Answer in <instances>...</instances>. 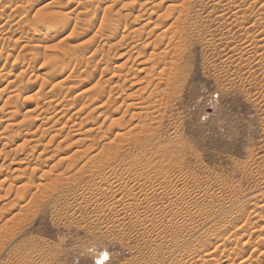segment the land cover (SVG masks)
<instances>
[{
    "label": "rangeland",
    "instance_id": "obj_1",
    "mask_svg": "<svg viewBox=\"0 0 264 264\" xmlns=\"http://www.w3.org/2000/svg\"><path fill=\"white\" fill-rule=\"evenodd\" d=\"M144 1L0 0V167L8 166L2 168L0 175V264H264V42L254 44L256 36L263 39L260 34L264 32V0H227L222 3L226 4L225 9L214 7L218 0L191 1L192 14L199 19H192L178 52L173 50L169 28L176 16L165 12L174 0L160 3L148 12L144 11L150 4L144 9L140 6ZM229 6L242 8L229 10ZM97 14L99 19L89 26V19ZM162 14H168L169 20ZM141 15L143 23L147 17L154 21L161 16L166 21L142 28L136 19ZM62 17L64 22L60 21ZM118 17L123 22L119 35L111 28L113 31L106 30L110 20ZM48 19L55 24L48 25ZM141 28L142 37L125 34ZM168 30L171 32L166 36ZM110 32L117 36L106 37ZM157 43L160 53L165 48L167 59L164 51L161 59L150 56L152 45ZM146 45L148 48L144 49ZM138 46L145 56L139 53ZM57 65H61L58 71L62 75H56ZM158 78L164 81L161 86ZM99 86L106 92L105 97L116 104L110 102L101 110L93 106L96 111L88 101L80 99L82 93L94 94ZM80 93L79 99L73 101ZM45 95H59L57 102L64 98L63 103L69 99L75 105L67 106L71 112L61 121L55 120L58 117H53V109L50 114L33 111L48 101ZM80 104L91 108L70 119ZM132 104L130 110L126 108ZM13 111L14 116L7 115ZM39 111L41 116H37ZM116 118L120 121L112 122ZM7 120L13 121L16 132L6 128ZM19 133H29V137L26 134L18 138ZM116 134L122 135L116 138L118 146H123L119 157L98 155L102 146L116 140ZM33 136L38 140L41 136L43 143H36L37 139L24 141ZM95 155L98 157L92 160ZM27 156L30 160L25 162ZM84 163L91 167L93 163L102 165L101 173L91 167L79 171ZM133 164L139 169L146 165L145 170L155 167L159 175L150 174L155 183L168 177L164 187L168 186L169 192L164 189L157 194L147 189L154 204L153 224L142 220L147 213L140 207L147 203L131 200L129 188H124L129 180L125 170ZM77 169L73 183L70 180L51 185L54 183L47 179L51 174L67 177ZM44 172L49 175L40 180ZM100 175L118 176V198L103 190L107 188L96 190L90 184ZM47 181L54 188L50 189ZM40 182L50 188L38 190ZM24 187L28 190L26 200L11 204ZM95 192L97 197H105H101L100 204L92 194ZM25 204L26 209L20 210ZM220 209L225 213L229 210L221 218L224 223L220 225L224 224L221 226L225 229H205L208 234L198 238L200 225ZM173 213L177 217H172Z\"/></svg>",
    "mask_w": 264,
    "mask_h": 264
},
{
    "label": "bare ground",
    "instance_id": "obj_2",
    "mask_svg": "<svg viewBox=\"0 0 264 264\" xmlns=\"http://www.w3.org/2000/svg\"><path fill=\"white\" fill-rule=\"evenodd\" d=\"M12 1V0H11ZM136 1V0H135ZM137 1H141V0H137ZM158 1H160L159 3H156V2H158ZM191 1H193V0H174L173 2L171 1V0H153V1H151V0H145L144 1V3L143 4H140V6L144 9V6L145 5H147V4H150V6L151 7H149V9H147V8H145L146 9V11H144V12H148L147 10H150V8H152V9H156L157 8V6L160 4V3H164V2H172L171 3V5H168V6H166V10L167 11H165V12H167V13H169V12H172L173 13V15H171L170 14V16H176V18L174 19V21H173V23H172V25H170L171 27H169V28H171L172 29V38H171V40H170V42H172V43H174L172 46H174V48H173V50L174 51H176V52H178V51H180L181 49H180V42H182L183 40H184V36L187 34V31H188V29H189V27H191V24H193L191 21H193L192 19L195 17V18H197V19H199V16L198 15H193L192 14V11H193V3H191ZM223 1H227V0H218V2H216V4H215V8H226V4L225 5H223L222 3H224ZM241 1V0H240ZM13 3V2H12ZM132 3V2H131ZM243 3V2H242ZM133 4V3H132ZM161 5V4H160ZM233 5V4H232ZM241 5V4H240ZM253 5V4H252ZM254 5H255V3H254ZM107 6V5H106ZM127 6V5H126ZM264 6V5H263ZM113 7V6H112ZM111 7V8H112ZM213 7V8H214ZM252 7V6H251ZM254 7V6H253ZM252 7V8H253ZM262 7V6H261ZM1 8V7H0ZM140 8V7H139ZM242 7L241 6H236V7H232V9L233 10H237V9H241ZM152 9H151V11H152ZM228 9V8H227ZM231 9V7L229 6V10ZM231 9V10H232ZM4 11H6V9H3ZM219 10H221L222 12H223V9H219ZM15 11V10H14ZM23 11V10H22ZM162 11H163V9H162ZM213 11V10H212ZM228 11V10H227ZM7 12V11H6ZM17 12H19L18 10H17ZM21 12V11H20ZM154 12V11H153ZM152 12V13H153ZM246 12H248V11H246ZM260 12H261V10H260ZM15 13H16V11H15ZM105 13V12H104ZM163 13V12H162ZM0 14H2L1 12H0ZM14 14V13H13ZM62 14H63V12H62ZM61 14V15H62ZM142 14H144V13H142ZM224 14H226V10H225V13ZM99 14H97V15H93V16H91V18L89 19V21H90V25L89 26H91V25H93V23H95L98 19H99V16H98ZM140 15V14H139ZM151 15V14H150ZM155 15V14H154ZM162 15H164V14H162ZM168 15V14H167ZM167 15L165 16V18L167 17ZM223 15V14H222ZM64 16H66V15H64ZM105 16V15H104ZM144 15H141L140 17H136V19H137V21L138 22H141V19H143L144 17H143ZM148 16V15H147ZM61 17V16H60ZM103 17V16H102ZM111 17V16H110ZM260 17V16H259ZM10 18V17H9ZM63 18V17H62ZM60 19V21H63L64 22V20H65V18H63V19ZM122 17H118V19H115V18H112V20H110V22H109V26H108V28H106V26H105V24H104V26H105V28H106V30L107 29H109V28H111V29H113V30H115V31H113V30H110L109 29V31H113V32H117L118 34L117 35H119L120 33H119V31H120V27H121V25H122V23H121V21H122V19H121ZM102 19V18H101ZM135 19V20H136ZM145 19H148L147 21L145 20ZM144 19V23L143 22H141V24H142V28H144V27H146V26H148L149 27V25L150 24H152V23H156V22H164V20L166 21V19H164L163 20V17H161V16H159V17H157V19L156 20H154L153 21V19L152 18H145ZM49 20V22H47L48 23V25H51V26H53V24H55L51 19H48ZM107 20V19H106ZM106 20H103L102 19V21H106ZM167 20H169V18L167 19ZM263 20V19H262ZM36 21V20H35ZM109 21V20H108ZM18 22V21H17ZM21 22V21H20ZM31 22V21H30ZM63 22H61V23H63ZM198 22V21H197ZM196 23V22H195ZM202 23V22H201ZM5 24V23H4ZM23 24V23H22ZM25 24V23H24ZM107 24V23H106ZM135 24H137V23H135ZM160 24H162V23H160ZM19 25V24H18ZM26 25V24H25ZM39 25V24H38ZM37 25V26H38ZM58 25V24H57ZM62 25V24H61ZM60 25V26H61ZM126 25V24H125ZM159 25V24H158ZM156 26H157V24H156ZM156 26L153 28V29H155L156 28ZM195 26V25H194ZM200 26V25H199ZM2 27V26H1ZM5 27H7V26H5ZM20 27V26H19ZM32 27H33V25H32ZM103 27V26H102ZM101 27V28H102ZM139 27V26H138ZM104 28V27H103ZM102 28V29H103ZM126 28V27H125ZM129 27L127 26V29H128ZM133 29L134 31H132V30H127V32L125 33V31H124V33L125 34H127V35H137L138 37H142V35L141 34H143V29ZM158 28V27H157ZM195 28H197V27H195ZM199 28V27H198ZM197 28V29H198ZM2 29V28H1ZM19 29V28H18ZM33 29V28H32ZM39 29V28H38ZM168 29V28H167ZM35 30V29H34ZM104 30V29H103ZM105 30V31H106ZM126 30V29H125ZM19 31V30H18ZM102 31V30H101ZM150 31V30H149ZM170 30H168V32H169ZM258 31V30H257ZM88 32V31H87ZM123 32V31H122ZM164 32V31H163ZM171 32V31H170ZM170 32L169 33H167L166 34V36L168 35V34H170ZM14 33V32H13ZM101 33V32H100ZM108 33V32H107ZM150 34V33H149ZM153 34V33H152ZM16 35V34H15ZM109 36H106V37H109V38H115L117 35H115L114 33H109L108 34ZM127 35H125L124 37H126ZM162 35H164V34H162ZM136 36V37H137ZM260 36H262V38L263 39H259V36H256V38L254 39L255 40V42H254V44H262L263 42H264V32L262 33V34H260ZM133 37V36H132ZM137 37V38H138ZM160 37H161V39H164V37H162L161 35H160ZM155 38H157V36H155ZM261 38V37H260ZM135 39V38H134ZM133 39V40H134ZM159 39V38H158ZM161 39H159V41L161 40ZM165 39H166V37H165ZM19 40V39H18ZM123 39H121V41H122ZM142 40V39H141ZM156 39H153L152 41L154 42ZM175 40L176 41H179V43H176L175 42ZM119 41V40H118ZM128 41V40H127ZM137 42V41H136ZM143 42H145V41H143ZM153 42H150V43H153ZM155 42H157V41H155ZM163 41L161 40V43H162ZM26 43V42H25ZM30 43V42H29ZM119 43V42H118ZM147 44L148 46H150L151 47V44ZM247 43V42H246ZM159 43H157V44H155V46L154 45H152L153 46V52L151 53V57H153V58H159V59H161L162 58V52L164 51L165 52V58L167 59V55H168V53H166V51L163 49V51L160 53L159 51H158V49L161 47L160 45H158ZM249 44V43H248ZM264 44V43H263ZM27 45V44H26ZM82 45V44H81ZM127 45V44H126ZM147 45L144 47L143 46V48L144 49H146V47H147ZM158 45V46H157ZM246 45V44H245ZM112 46V45H111ZM121 46V45H120ZM128 46V45H127ZM247 46V45H246ZM80 47V46H79ZM123 47V46H122ZM122 47H120V49L122 48ZM139 47V46H138ZM77 48V47H76ZM133 48V47H132ZM134 48H136V47H134ZM140 48V47H139ZM148 48V47H147ZM180 49V50H177V49ZM249 48V47H248ZM120 49H117V50H120ZM131 49V48H130ZM137 49V48H136ZM141 49L142 48H140V50H139V53L141 52ZM132 50H134V49H132ZM160 50V49H159ZM245 50V49H244ZM35 51V50H34ZM76 52H77V50H76ZM83 52V51H82ZM128 52V51H127ZM138 52V51H137ZM171 52V51H170ZM176 52H173V54L174 53H176ZM129 53V52H128ZM9 54V53H8ZM34 54V53H33ZM78 54V53H77ZM140 54H142V55H146V54H143L142 52L140 53ZM139 54V55H140ZM182 54V53H181ZM81 55V54H80ZM125 55H127V53L125 52ZM132 55V54H131ZM122 56H124V55H122ZM141 56V55H140ZM149 56V57H150ZM91 57V56H90ZM129 57V56H128ZM139 58V57H138ZM164 58V59H165ZM171 58V57H170ZM165 59V60H166ZM151 60H153L152 58H150V61ZM172 60V59H171ZM181 60V59H180ZM149 61V62H150ZM156 61V60H155ZM162 61V60H161ZM106 62V61H105ZM145 62V61H144ZM144 62H142V63H144ZM56 63V62H55ZM154 63V62H153ZM155 63H157V65H158V62H155ZM168 63V62H167ZM105 64H107V63H105ZM127 65V64H126ZM142 66L141 67H143L144 66V64H141ZM146 65H150V64H146ZM156 65V64H155ZM156 65V66H157ZM153 66V65H152ZM155 66V67H156ZM159 66V65H158ZM165 66H166V64H165ZM61 67V65H57L56 66V68H55V73H56V75H57V72H60V71H58L59 69H61L60 68ZM65 67V66H64ZM63 67V68H64ZM107 67V66H106ZM121 67V66H120ZM149 67V66H148ZM119 68V67H118ZM166 68V67H165ZM148 69V68H147ZM64 70V69H63ZM62 70V71H63ZM143 69H141V71H142ZM154 70V69H153ZM165 70V69H164ZM163 70V71H164ZM166 70H168V69H166ZM140 71V72H141ZM155 71V70H154ZM24 72V71H23ZM143 72V71H142ZM144 72H145V69H144ZM152 72V71H151ZM61 73V75L63 74V72H60ZM60 73H58V75H60ZM160 73H162V72H160ZM148 74V73H147ZM71 77V76H70ZM69 77V78H70ZM56 78V77H55ZM120 78V77H119ZM145 78V77H144ZM143 78V79H144ZM162 78V77H161ZM160 78V79H161ZM166 78H168V77H166ZM147 79V78H146ZM159 79V78H158ZM159 79V80H160ZM64 80V79H63ZM67 80H69V79H67ZM155 80H157V79H155ZM154 80V81H155ZM159 80H158V83L157 84H159V86H161L160 84H161V81H163V79H161L160 80V82H159ZM171 80V79H170ZM140 81V80H139ZM154 81H152V83L154 82ZM166 81V80H165ZM64 83H65V81H63ZM141 82V81H140ZM164 82V81H163ZM163 82H162V84H163ZM169 82V81H168ZM61 83H62V81H61ZM63 84V83H62ZM68 84V83H67ZM141 84V83H140ZM147 84V83H146ZM157 84H155V85H157ZM57 85V84H56ZM79 85V84H78ZM100 85V84H99ZM135 85H137L136 83H135ZM148 85V84H147ZM151 85H153V84H151ZM61 86V85H60ZM101 86V85H100ZM100 86H99V89L98 90H95L94 89V91H93V93L94 94H88L87 92H85V93H87V95L84 93H82V95H81V93L80 94H78L77 96H75V98L73 97L72 99H74L73 101H75L76 102V100L77 99H79V98H77L78 96H80L81 95V97H83V98H81L80 99V101L81 100H86V101H88L89 103H90V105L89 106H91L92 105V107L93 106H96L95 108L96 109H98V110H101L102 108H105V104H107L108 105V107H109V105H110V102H111V104H113L114 102H112L113 100H112V98L110 99V97L109 98H107V97H105V91L103 90V87H101L100 88ZM121 86H124V85H121ZM132 86V85H131ZM130 86V87H131ZM134 86V85H133ZM158 85H157V88L159 87ZM168 86V85H167ZM59 87V86H58ZM69 87V86H68ZM95 87V86H94ZM129 87V88H130ZM140 87H142V86H140ZM149 87V86H148ZM156 87V86H155ZM61 88V87H60ZM70 89H71V87H69ZM76 88V87H75ZM77 88H78V86H77ZM144 88V87H143ZM56 89V88H55ZM67 89V88H66ZM119 89V87L117 88V90ZM121 89V88H120ZM145 89H147V88H145ZM65 90V89H64ZM112 90V89H111ZM117 90H116V92H117ZM163 90V89H162ZM17 91V90H16ZM56 91V90H55ZM122 91V90H121ZM139 91V90H138ZM145 91V90H144ZM158 91V90H157ZM54 92V91H53ZM92 92V91H91ZM123 92H125V91H123ZM122 92V93H123ZM159 92V91H158ZM163 92V91H162ZM15 93V92H14ZM48 93V92H47ZM152 93V92H151ZM161 93V92H160ZM37 94H39V93H37ZM52 94V93H51ZM124 94V93H123ZM138 94V93H137ZM153 94V93H152ZM62 95V94H61ZM111 95V94H110ZM151 95V94H150ZM45 96H47V95H45ZM65 96V95H64ZM120 96V95H119ZM130 96H132V95H130ZM152 96V95H151ZM154 96V95H153ZM22 97V96H21ZM48 97V101L47 100H45V101H47L46 103H44V106H39L38 104H36V105H38L33 111L34 112H38V110H40L41 111V113L43 112V113H48L49 111V113L48 114H50L51 112L53 113V111H51V109H53L54 110V114H53V117H54V115L55 116H57L58 118L57 119H55V120H60V119H62V118H64L65 116H66V114H69L70 112H71V107L70 108H68L67 106H69V105H71L72 104V106L73 105H75V103L73 104V103H71L70 102V100L69 99H66V103H63V100H64V98L61 100V102H57L56 101V99H58V97H59V95H58V97H56V96H54V97H51V96H47ZM56 97V98H55ZM66 97V96H65ZM142 97V96H141ZM146 97H148L149 98V96H146ZM45 98V97H44ZM107 98V99H106ZM119 98V97H118ZM132 98L133 97H130V100H132ZM147 98V99H148ZM152 98V97H151ZM34 100H35V98H33ZM16 100V99H15ZM68 100V101H67ZM104 100H106V101H104ZM129 100V99H128ZM127 100V101H128ZM146 100V99H145ZM144 100V101H145ZM157 100V99H156ZM11 101V100H10ZM72 101V100H71ZM72 101V102H73ZM86 101H84V102H86ZM124 101V100H123ZM126 101V100H125ZM126 101V102H127ZM143 101V102H144ZM148 101H150V100H148ZM27 102V101H26ZM25 102V103H26ZM101 102V105H98V107H97V105L96 104H99ZM130 102V101H129ZM15 103V102H14ZM19 103H20V100H19ZM24 103V102H23ZM25 103L23 104V105H25ZM125 103V102H124ZM153 104H154V102H152ZM27 104V103H26ZM85 104H87V103H85ZM85 104H80L81 106H79V107H81L80 109L78 108V110H77V113H75L74 112V114L73 115H69V116H71L70 117V119H74V117L76 116V115H78L79 113H81V112H84V110H88V108L90 109L91 107H89V106H86ZM116 104V102L114 103V105ZM123 104V103H122ZM127 103H125V105H126ZM129 104V103H128ZM131 104V103H130ZM138 104V103H137ZM152 104V105H153ZM83 105V106H82ZM25 106H27V105H25ZM128 106V105H127ZM15 107V106H14ZM111 107V106H110ZM133 107V104H132V106H128V107H126L127 109H129L130 110V108H132ZM73 108V107H72ZM94 108V107H93ZM94 108V110H96ZM22 109V108H21ZM20 109V110H21ZM118 108H116V110H117ZM94 110H92L91 111V114H93L92 112L94 111ZM148 110V109H147ZM40 111H39V115L37 114V116H41V114H40ZM74 111V110H73ZM97 111V110H96ZM109 111V110H108ZM118 112H119V110H117ZM117 111H115L114 113H116ZM124 111V110H123ZM33 112V113H34ZM106 112V111H105ZM117 112V113H118ZM127 112L129 113V111L127 110ZM134 112V111H133ZM13 113H15V111H13V112H9V114H7V115H10V114H12L13 115ZM17 113V112H16ZM73 113V112H72ZM101 113V112H100ZM109 113H112V112H109ZM113 113V115H115ZM149 113H151V112H149ZM12 115H10V116H12ZM46 116H47V114H45ZM88 116H89V114H87ZM102 115V114H101ZM106 115V114H105ZM118 115V114H117ZM153 115V114H152ZM14 116V115H13ZM27 116V115H26ZM111 116V115H110ZM122 116V115H121ZM126 116V115H125ZM151 116V115H150ZM27 117H29V116H27ZM112 117H114V116H112ZM118 117V116H117ZM12 119L14 118V117H11ZM34 118V117H33ZM36 118H38V117H36ZM35 118V119H36ZM49 118H51L52 120H53V118L51 117V116H49ZM149 118V117H148ZM27 119V118H26ZM41 119V118H40ZM47 119V118H46ZM120 119V118H119ZM119 119H117L116 118V120L117 121H115L114 119V121H112V122H115V123H118L120 120ZM37 120V119H36ZM48 120V119H47ZM46 120V121H47ZM130 120V119H129ZM136 120V119H135ZM8 122H7V124L8 125H6V128H12V130L14 129L15 130V132H16V130L17 129H15L14 127V123H13V121H11V120H7ZM32 121V120H31ZM38 121H39V119H38ZM41 121V120H40ZM42 121H43V118H42ZM41 121V122H42ZM61 121V120H60ZM67 121V120H66ZM73 121V120H72ZM93 121V120H92ZM122 121V120H121ZM69 122H71V121H69ZM68 122V123H69ZM131 122V121H130ZM146 122V121H145ZM34 123H37V122H35V120H34ZM33 123V124H34ZM49 124V122H43V124ZM56 123H60V122H58V121H56ZM56 123H54L55 125H56ZM122 123V122H121ZM141 123V122H140ZM17 124V123H16ZM41 124V123H40ZM43 124H41V128H42V126H44ZM111 124H114V123H111ZM126 124V123H125ZM55 125L54 126H51L52 128H54L55 127ZM143 125V124H142ZM141 125V126H142ZM18 126V125H17ZM65 126L67 127V125L65 124ZM65 126H63V127H65ZM146 126V125H145ZM33 127V126H32ZM39 127V126H38ZM37 127V128H38ZM46 127V126H45ZM51 127L49 126V128L51 129ZM74 127V126H73ZM111 127V126H110ZM121 127V126H120ZM126 127V126H125ZM137 127V126H136ZM48 128V129H49ZM65 129V128H64ZM97 129V128H96ZM98 129H100V127L98 128ZM123 129V128H122ZM72 130V129H71ZM108 130H109V128H108ZM11 131V130H10ZM18 131H20V129L18 128ZM31 131V130H30ZM50 131V130H49ZM91 131V130H90ZM48 132V131H47ZM18 133V132H17ZM44 133V132H43ZM27 134V136L29 135V133H19L18 135H17V137L18 138H24V136ZM42 134V133H41ZM49 134V133H48ZM35 135V134H34ZM37 135V134H36ZM40 135V134H39ZM38 135V136H39ZM116 135H118V134H116ZM38 136H36V137H38ZM42 136V135H41ZM41 136H40V139L38 140L37 138V142L36 143H41L42 141H41ZM120 136H122L121 134H120ZM119 135L118 136H116L114 139H116L117 137H120ZM29 137V136H28ZM28 137H25V139L26 138H28ZM35 136H33L32 137V139L30 140L29 139V141H28V139H26V140H24V141H26L27 143L28 142H30L31 143V141L32 140H34V142H35V138H34ZM55 138V137H54ZM54 138H52L51 140L52 141H54ZM8 139V138H7ZM120 139V138H119ZM139 139V138H138ZM134 140V139H133ZM155 140V139H154ZM11 141V140H10ZM40 141V142H39ZM51 141V142H52ZM95 141V140H94ZM120 141V140H119ZM123 141H125V140H123ZM128 141V140H127ZM111 142V141H110ZM107 143V144H105L104 146H102V154L100 153V154H98V155H104V157L105 156H108V154L110 155V154H114L115 156H118V154H120V151H122V148H123V146L121 147H119L118 146V141H117V139L116 140H113L111 143ZM117 142V143H116ZM126 142V141H125ZM11 143V142H10ZM23 143H25V142H23ZM43 143V142H42ZM116 143V144H115ZM120 143H122V141H120ZM133 143V142H132ZM32 144H34V143H32ZM125 144V143H124ZM23 145V144H22ZM22 145H21V147H20V149H22V151L24 150V148H22ZM30 145V144H29ZM39 145V144H38ZM95 145V144H94ZM41 146V145H40ZM39 146V147H40ZM16 147H19V146H16ZM88 147H89V144H88ZM97 147V146H96ZM30 148H32V147H30ZM152 148V147H151ZM16 149H18V148H16ZM33 150L32 151H34L35 149L34 148H32ZM38 149V148H37ZM142 149V148H141ZM148 149V148H147ZM19 150V149H18ZM18 150H17V152H18ZM89 150V149H88ZM94 150V149H93ZM149 150V149H148ZM45 151V150H44ZM43 151V152H44ZM145 151V150H144ZM16 152V153H17ZM80 151H78V153H79ZM20 153V152H19ZM34 153H35V151H34ZM34 153H33V156H34ZM78 153H76L75 155H78ZM145 153V152H144ZM148 153V152H147ZM22 154V153H21ZM20 154V155H21ZM81 154V153H80ZM25 155V154H24ZM98 155H95V156H91L92 158V160H95L96 159V156L98 157ZM113 155V156H114ZM144 155V154H143ZM141 156V155H140ZM28 157L29 156H27V158L25 157L23 160L26 162V161H28V160H30V159H28ZM71 157V156H70ZM69 157V158H70ZM119 157V156H118ZM117 157V158H118ZM133 157H135V155L134 156H132V158ZM145 157L146 156H144V159H145ZM32 158V157H31ZM68 158V157H67ZM74 158V157H73ZM112 159H113V157H111ZM40 159V158H39ZM38 159V160H39ZM50 159V158H49ZM72 159V158H71ZM91 159H88L89 161H92ZM100 159V158H99ZM104 160V158L103 157H101V160ZM114 159H116V158H114ZM138 159V158H137ZM100 160V161H101ZM109 160H110V158H109ZM133 160V159H132ZM148 160V159H147ZM146 160V161H147ZM24 161H23V163H24ZM74 161V160H73ZM108 161V160H107ZM135 161V160H134ZM139 161H141V160H139ZM159 161V160H158ZM21 162V161H20ZM88 162V161H87ZM102 162V161H101ZM142 162H144V161H142ZM19 163V162H18ZM23 163H19V164H23ZM128 163V162H127ZM157 163V162H156ZM11 164H13V163H11ZM10 164V165H11ZM25 165H27V163H24ZM23 164V165H24ZM59 164H61V162L59 163ZM70 164H71V162H70ZM77 164V163H76ZM85 164H88V163H84L83 165V167H80L81 169L79 170V169H77L76 170V172L75 173H73V174H69L68 172H70L69 171V169H68V176L66 177V176H63V175H60V174H56V176H51V175H49L48 173H43V175H42V177L40 178V180L41 179H44L45 177H46V175H47V177H48V175L50 176L49 178H47L49 181H51L52 183H54V184H51V185H56V184H59V183H61V182H69L70 180H71V182H72V180H73V178L76 176V174H78L77 172H78V170L79 171H81L82 169H85V167H91V166H89V164H88V166H86ZM90 164H92V162L90 163ZM100 164V163H99ZM121 164V163H120ZM10 165H9V168H10ZM14 165V164H13ZM12 165V166H13ZM29 165V164H28ZM58 165V164H57ZM93 165H94V163H93ZM92 165V169L93 170H95L96 172H100L101 173V167H102V165L101 166H98V165H94L93 166ZM103 165H106V163L104 164L103 163ZM114 165V164H113ZM133 165H135L136 167H137V164H133ZM133 165H132V167H133ZM148 165V164H147ZM3 166V165H2ZM74 166H76L75 164H74ZM107 166H111V164L110 165H107ZM107 166H105V167H107ZM146 166V165H145ZM145 166H143V169H139L138 167L137 168H135V167H131V168H128V169H126L125 170V175L127 174L128 175V177H127V179H129L128 181L127 180H125V181H127L126 183H124V185H125V187L124 188H129V190H130V196H131V200H135V202H138V203H140L141 205L143 204V202H146L147 203V205L145 206V207H140V208H143L144 209V211H142V212H144V213H147V215H144V219H142L143 221H144V224H145V222L146 223H149V224H153L154 223V220H155V216H154V204H152L151 203V201H150V199H149V193L147 192V189L148 190H151L150 192H152L153 191V193H157L158 191H160L161 193L164 191V189H166L168 186H165L164 187V184L166 183V179L168 178V177H166V175H165V177L163 178V177H161V178H163V180L161 181V182H159V183H155V182H153V181H151V178H153L152 176H150V174L152 173V175H154V174H156V172H159V171H155L154 169H155V167H154V169H151V168H147L148 170H145ZM6 167V169H7V167L8 166H5ZM5 167H0V175L2 174V171L4 170V169H2V168H5ZM126 168H127V166H125ZM142 167V166H141ZM150 167V166H149ZM91 168H89V169H91ZM111 168V167H110ZM157 168H159V167H157ZM65 169H67V168H65ZM91 169V170H92ZM103 169V168H102ZM109 169V168H108ZM17 170H19V169H17ZM16 170V172H19V171H17ZM115 170V169H114ZM21 171H23V170H21ZM54 171V170H53ZM67 171V170H66ZM95 171H93V172H95ZM102 171H104V170H102ZM117 171V170H116ZM149 171V172H148ZM93 172H91V174L93 173ZM107 172H108V170H107ZM110 172V171H109ZM49 173H51L50 171H49ZM61 173V172H60ZM62 174H63V172H62ZM65 174H66V172H65ZM103 174V173H102ZM107 175V174H106ZM112 175V174H111ZM123 175H124V173H123ZM156 175H159V173L158 174H156ZM155 175V176H156ZM162 176H163V174H162ZM92 177H94L95 178V176H92ZM120 177V176H119ZM93 178V179H94ZM125 178V177H124ZM158 178H159V180H160V176H158ZM21 179V178H20ZM46 179V180H47ZM121 179V178H120ZM154 180V179H153ZM96 182L95 184H93L92 182ZM94 181H91V185H94L95 187H97L98 189H96V190H99V188H101V187H105V188H107V189H104L103 188V190H109L110 191V193H108V194H112L111 196H113L114 198H116L117 196H118V182L119 183H121L120 181H119V179H118V176H115V177H111V176H109V177H101V175H100V177L99 178H95V180ZM171 181V180H170ZM42 182V181H41ZM39 183V185H38V190L39 189H41L42 187H46V188H50V189H52V188H54L53 186H51L49 183H51V182H48L47 181V183H48V185L50 186V187H47V185L46 184H44V183ZM44 182H46V181H44ZM70 182V183H71ZM74 182V181H73ZM72 182V183H73ZM124 182V181H123ZM158 182V181H157ZM170 183V182H169ZM169 183H167V184H169ZM44 184V185H43ZM65 184V183H64ZM34 185V184H33ZM90 185V186H91ZM170 185H171V183H170ZM169 185V186H170ZM64 186V185H63ZM62 187V186H61ZM65 187V186H64ZM68 187V186H67ZM120 187V186H119ZM172 187V186H171ZM25 189L23 190V192L21 191V192H19V193H16V197H15V199H13L12 201H11V204H18L20 201H22V200H26V197H27V195H28V190L26 189V187H24ZM36 188V187H35ZM55 188H57V186L55 187ZM69 188V187H68ZM91 189H93L92 187H90ZM123 188V189H124ZM173 189V188H172ZM87 190H88V188H87ZM121 190V189H120ZM167 190V189H166ZM173 190H175V189H173ZM52 191V190H51ZM100 191H102V190H100ZM93 192H94V190H93ZM126 192V191H125ZM167 192H169V190H167ZM166 192V193H167ZM178 192V191H177ZM30 193V192H29ZM35 193V192H34ZM87 193V192H86ZM88 193H89V191H88ZM87 193V194H88ZM98 193V192H97ZM159 193V192H158ZM157 193V194H158ZM80 194H81V192H80ZM85 194V193H84ZM92 194H95V197H96V202H99V204H100V202L102 201V199H101V197L103 198V200H104V198L105 197H103V196H98L97 197V194H96V192L95 193H92ZM101 195V194H103V193H98V195ZM129 194V193H128ZM172 194H173V192H172ZM175 194H177V193H175ZM20 195H21V197H20ZM90 195V194H89ZM106 195V194H105ZM174 195V194H173ZM36 196V193L35 194H33V198ZM88 196V195H87ZM86 195H85V197H87ZM110 196V195H109ZM109 196H106L107 198H109ZM120 196H121V194H120ZM164 196H165V194H164ZM171 196V195H170ZM20 198V199H17V198ZM84 197V196H83ZM89 197V196H88ZM87 197V198H88ZM32 198V199H33ZM90 198H91V196H90ZM94 198V197H93ZM106 198V199H107ZM118 198V197H117ZM178 198V197H177ZM176 198V199H177ZM101 199V200H100ZM120 199H122V198H120ZM129 199V200H130ZM84 200H85V198H84ZM89 200V199H88ZM95 200V199H94ZM108 200V199H107ZM116 200H118V199H116ZM128 200V201H129ZM180 200V199H179ZM30 201V200H29ZM85 201H87V200H85ZM84 201V202H85ZM91 201H93V199H90V201L89 202H91ZM106 201V200H105ZM108 201H110V198H109V200ZM177 201V200H176ZM88 202V201H87ZM112 202H114V201H112ZM130 202V201H129ZM172 202V201H171ZM28 205H29V203L28 202H26ZM79 203V202H78ZM177 203H178V201H177ZM27 204H25L23 207H21L20 208V210H22V211H24L26 208H25V206L27 207ZM88 204V203H87ZM89 204H91V203H89ZM92 204H94L93 202H92ZM102 204V203H101ZM107 204H108V202H107ZM106 203H105V205H107ZM113 204V203H112ZM124 205L123 206H125V205H128V204H126V203H123ZM132 204V203H131ZM140 204H138V205H140ZM170 204H172V203H170ZM95 205H96V203H95ZM108 205H110V203L108 204ZM107 205V206H108ZM117 205V204H116ZM119 205V204H118ZM130 205V204H129ZM140 205V206H141ZM173 205V204H172ZM111 206V205H110ZM113 206V205H112ZM121 206V205H120ZM264 206V205H263ZM135 207V206H134ZM258 207V206H257ZM25 208V209H24ZM112 208V207H111ZM125 208V207H124ZM156 208V207H155ZM165 208V207H164ZM163 208V209H164ZM24 209V210H23ZM106 209V208H105ZM113 209V208H112ZM161 209V208H160ZM231 209V208H230ZM125 210V209H124ZM138 210H140L139 208L137 209V211ZM159 210V209H158ZM157 210V211H158ZM167 210V209H166ZM169 210V209H168ZM172 210V209H171ZM21 211V212H22ZM128 211V210H127ZM136 211V212H137ZM177 211V210H176ZM229 210H227L226 211V213L228 212ZM139 212V211H138ZM149 212V213H148ZM164 212V211H163ZM175 212V211H174ZM151 213L153 214V218H151L152 216H151ZM157 213V212H156ZM223 213H225V212H222V210L220 209V211H218V213H216V215H214V216H212V217H209L208 219H207V221L204 223V224H202V225H200V227H199V230H197V232H196V234H198V238H201V237H203L204 238V236H206L208 233H205V229H209V230H211V231H213V230H216V232H218L219 230L221 231L222 229L224 230L225 228H224V226L222 227L221 225H224V224H221L220 225V223L222 222V223H224V221L221 219L222 218V216H223ZM226 213H225V215H226ZM140 214V213H139ZM164 214V213H163ZM174 214V213H173ZM114 215V214H113ZM116 215V214H115ZM141 215V214H140ZM161 215V214H160ZM168 214H166V216H167ZM172 215V214H171ZM16 216L18 217L19 215L18 214H16ZM125 216V215H124ZM151 216V217H150ZM14 217V216H13ZM159 217V216H158ZM171 217V216H170ZM172 217H177L176 216V214H174ZM15 218V217H14ZM229 218V217H228ZM138 219V218H137ZM136 219V220H137ZM10 220H13V218H11ZM159 220V219H158ZM9 221V220H8ZM175 222V221H174ZM140 223V222H139ZM161 224V223H160ZM142 225H143V222H142ZM247 225V224H246ZM153 226H155V224L153 225ZM221 226V227H220ZM237 226V225H236ZM143 227H145V226H143ZM170 227V226H169ZM245 227V226H244ZM113 228V227H112ZM146 228V227H145ZM246 228V227H245ZM242 229V228H241ZM240 229V230H241ZM222 230V231H223ZM239 230V229H238ZM248 231V230H247ZM143 235V234H142ZM194 235V234H193ZM158 236V235H157ZM192 236V235H191ZM195 236V237H196ZM151 237V236H150ZM189 237V236H188ZM192 237H194V236H192ZM166 238V237H165ZM167 239V238H166ZM189 239V238H188ZM192 239V238H191ZM197 239V238H196ZM156 240V239H155ZM143 241H145V240H143ZM193 241V240H192ZM198 241V240H197ZM226 241V240H225ZM151 242V241H150ZM189 242V241H188ZM187 242V243H188ZM186 243V244H187ZM189 244V243H188ZM222 246V245H221ZM220 246V247H221ZM176 249H178V248H176ZM215 249V248H214ZM179 250V249H178ZM216 251V250H215ZM175 253V252H174ZM215 253V252H214ZM176 254V253H175ZM216 254V253H215ZM173 256H174V254H172ZM208 257V256H207ZM172 258V257H171ZM171 261V260H170Z\"/></svg>",
    "mask_w": 264,
    "mask_h": 264
},
{
    "label": "snow or ice",
    "instance_id": "obj_3",
    "mask_svg": "<svg viewBox=\"0 0 264 264\" xmlns=\"http://www.w3.org/2000/svg\"><path fill=\"white\" fill-rule=\"evenodd\" d=\"M104 258H105V260H107V259H108L107 255H105V257H104Z\"/></svg>",
    "mask_w": 264,
    "mask_h": 264
}]
</instances>
